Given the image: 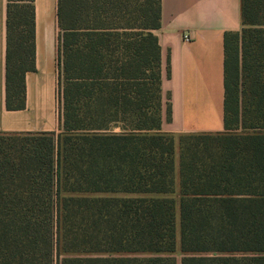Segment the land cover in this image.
<instances>
[{
  "label": "trees",
  "instance_id": "trees-1",
  "mask_svg": "<svg viewBox=\"0 0 264 264\" xmlns=\"http://www.w3.org/2000/svg\"><path fill=\"white\" fill-rule=\"evenodd\" d=\"M240 10L224 131L174 136L161 0H57L59 132H0V264H264V0ZM0 57L24 110L35 0H0Z\"/></svg>",
  "mask_w": 264,
  "mask_h": 264
},
{
  "label": "crops",
  "instance_id": "crops-1",
  "mask_svg": "<svg viewBox=\"0 0 264 264\" xmlns=\"http://www.w3.org/2000/svg\"><path fill=\"white\" fill-rule=\"evenodd\" d=\"M240 6L241 0H161V27L154 34L161 59L162 132L224 131L223 39L240 31ZM56 8L57 0H35V71L25 77V109H5L2 83L0 132L58 131ZM0 70L3 78L4 57Z\"/></svg>",
  "mask_w": 264,
  "mask_h": 264
},
{
  "label": "rangeland",
  "instance_id": "rangeland-1",
  "mask_svg": "<svg viewBox=\"0 0 264 264\" xmlns=\"http://www.w3.org/2000/svg\"><path fill=\"white\" fill-rule=\"evenodd\" d=\"M5 3V1L3 2V4ZM3 8H4V5H3ZM56 23H57V20H56ZM56 28H57V26H56ZM58 30V29H57ZM58 32V31H57ZM4 33V30H3V27H2V34ZM59 132V130L57 131V132H55V133H58ZM178 259H179V256L178 255H175Z\"/></svg>",
  "mask_w": 264,
  "mask_h": 264
},
{
  "label": "built area",
  "instance_id": "built-area-1",
  "mask_svg": "<svg viewBox=\"0 0 264 264\" xmlns=\"http://www.w3.org/2000/svg\"><path fill=\"white\" fill-rule=\"evenodd\" d=\"M184 40H185V41H189L190 38H189L187 35H185V36H184Z\"/></svg>",
  "mask_w": 264,
  "mask_h": 264
}]
</instances>
